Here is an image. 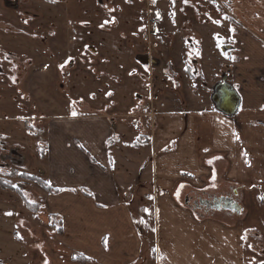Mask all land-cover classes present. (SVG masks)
I'll list each match as a JSON object with an SVG mask.
<instances>
[{"label":"crops","instance_id":"1","mask_svg":"<svg viewBox=\"0 0 264 264\" xmlns=\"http://www.w3.org/2000/svg\"><path fill=\"white\" fill-rule=\"evenodd\" d=\"M243 7L235 17L244 27L227 25L223 38V26H216L215 43L225 39L230 50L226 73L210 79V102L159 111L157 122L144 123L143 135L132 123L98 115L53 119L43 133L31 118H0L1 179L12 186L0 194V264H12L3 252L10 239L2 236L4 228H12L13 238L20 232L9 215L12 194L38 216L47 213L55 248L99 264H244L240 230L213 213L200 215L182 198L191 187L214 192L220 178L255 185L264 194V0H247ZM233 94L239 100L227 112ZM207 199L241 207L235 195Z\"/></svg>","mask_w":264,"mask_h":264},{"label":"rangeland","instance_id":"2","mask_svg":"<svg viewBox=\"0 0 264 264\" xmlns=\"http://www.w3.org/2000/svg\"><path fill=\"white\" fill-rule=\"evenodd\" d=\"M246 3L0 0V118H31L28 122H41L37 130L43 133L53 119L98 115L114 124L132 123L143 135L144 123L157 122L159 111L199 109L214 92L210 79L218 81L227 71L225 54L230 49L225 39L215 43L216 26H223V38L227 25L233 24L236 31L244 27L235 13ZM220 56L225 58L222 64ZM144 135L149 139L148 131ZM1 175L0 167V181ZM3 181L0 194L11 186ZM243 185L220 178L214 192L191 187L182 198L190 199L187 205L200 215L213 213L240 230L244 264H264V194L255 185ZM223 194L235 195L239 210L207 211L195 205L201 198ZM11 196L17 202L10 204V217L20 232L13 238L8 224L2 236L10 238L4 241L3 252L11 255L12 264H99L59 244L55 248L47 213L38 216L17 195ZM4 212L0 208V218Z\"/></svg>","mask_w":264,"mask_h":264},{"label":"flooded vegetation","instance_id":"3","mask_svg":"<svg viewBox=\"0 0 264 264\" xmlns=\"http://www.w3.org/2000/svg\"><path fill=\"white\" fill-rule=\"evenodd\" d=\"M199 208H205L206 210L209 209H227L228 211H237L239 209H237L238 207L237 204H227V202L225 200H223L222 202L218 201V200H211V199H207V198H202L200 199L197 204H195ZM236 207V208H235Z\"/></svg>","mask_w":264,"mask_h":264},{"label":"water","instance_id":"4","mask_svg":"<svg viewBox=\"0 0 264 264\" xmlns=\"http://www.w3.org/2000/svg\"><path fill=\"white\" fill-rule=\"evenodd\" d=\"M232 96L233 97L231 98V101L229 103L228 102H225L226 108L228 109V110H226L227 112H232L234 110V108L236 107L237 102L239 100L238 97H237V95L233 94Z\"/></svg>","mask_w":264,"mask_h":264},{"label":"trees","instance_id":"5","mask_svg":"<svg viewBox=\"0 0 264 264\" xmlns=\"http://www.w3.org/2000/svg\"><path fill=\"white\" fill-rule=\"evenodd\" d=\"M28 177H30V176H28ZM30 179L31 180H36V181H38L39 183H41V184H43L47 189H48V191L49 190H52L49 186H47L46 185V183H44L42 180H40V179H38V178H36V177H30ZM1 182V181H0ZM3 184H4V182H3ZM8 188H12L11 186H8ZM56 191H58V190H56Z\"/></svg>","mask_w":264,"mask_h":264},{"label":"snow or ice","instance_id":"6","mask_svg":"<svg viewBox=\"0 0 264 264\" xmlns=\"http://www.w3.org/2000/svg\"><path fill=\"white\" fill-rule=\"evenodd\" d=\"M175 2V0H173V3ZM73 115H75V113H73ZM11 213H9V215H10Z\"/></svg>","mask_w":264,"mask_h":264}]
</instances>
